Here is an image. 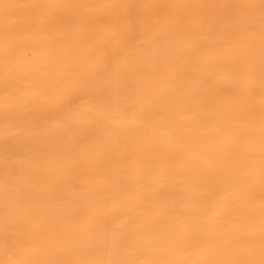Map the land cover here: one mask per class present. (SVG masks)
Listing matches in <instances>:
<instances>
[{
    "label": "bare ground",
    "instance_id": "6f19581e",
    "mask_svg": "<svg viewBox=\"0 0 264 264\" xmlns=\"http://www.w3.org/2000/svg\"><path fill=\"white\" fill-rule=\"evenodd\" d=\"M0 264H264V0H0Z\"/></svg>",
    "mask_w": 264,
    "mask_h": 264
}]
</instances>
